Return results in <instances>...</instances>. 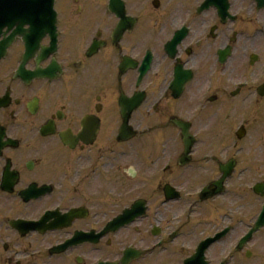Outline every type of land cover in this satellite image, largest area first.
Here are the masks:
<instances>
[{"label": "flooded vegetation", "instance_id": "af4514ba", "mask_svg": "<svg viewBox=\"0 0 264 264\" xmlns=\"http://www.w3.org/2000/svg\"><path fill=\"white\" fill-rule=\"evenodd\" d=\"M202 1L188 6L186 0H158L155 7L149 2L153 12L161 13L153 26L152 36L158 40L154 42L141 16L131 13L132 0H123V18L108 10V0H65V4L54 0L55 52L47 33L22 68L24 36L6 48L0 56V264H97L117 261L126 248L144 251L129 264H182L194 254L198 237L206 230L198 225L200 220L188 233V238H196L183 239L179 224L168 223L159 202L166 183L180 187L199 172L182 175L173 164L163 170L159 163L179 139L168 121L191 110L207 78L218 72L231 74L229 65L216 64L210 32L214 28L223 39L226 25H218L213 9L198 15ZM34 12L27 10L29 15ZM181 28L188 30L187 35L171 56L170 41ZM3 39L1 35L0 42ZM148 51L152 63L138 79ZM52 66L57 68L54 72L39 74ZM188 74L191 81L174 98L172 85ZM220 82L223 88L224 81ZM136 94L143 96L141 107L127 113L134 129L136 121L158 116L163 103L179 106L173 115L161 114L165 123H156L153 127L158 129L119 142L126 116L120 103L127 107ZM105 120H110V129L104 138ZM163 131L167 133L157 141ZM145 151L147 166L144 160L137 161ZM146 169L149 174L143 177ZM187 189L184 197L195 198ZM27 190L32 198L25 202ZM136 199L146 200L145 216L97 238ZM238 202L248 211L257 207L256 201ZM243 214L235 220L241 221ZM14 221L30 222L32 229L25 233ZM227 238L232 236L226 234ZM212 247L206 251L207 264H216L211 258L223 250Z\"/></svg>", "mask_w": 264, "mask_h": 264}, {"label": "rangeland", "instance_id": "374dc122", "mask_svg": "<svg viewBox=\"0 0 264 264\" xmlns=\"http://www.w3.org/2000/svg\"><path fill=\"white\" fill-rule=\"evenodd\" d=\"M152 1L153 0H132L131 13L133 15L141 16L146 32H148L151 35L152 40L154 42H157L158 40L152 36V32H153L154 23L161 17V13L152 11V9L149 6V2ZM160 1H163L165 3L170 0H160ZM186 2L188 3V6H192L196 4L197 0H186ZM232 2L234 4L232 9L233 12H238V10L240 11L242 10L240 14L241 16L239 17L240 22L234 25L233 27L235 28V30L242 29V32L244 31V35H241L240 39L238 40V43L234 48L233 56L230 61L233 69L230 76V79H232L231 88L237 82L247 81V82H252V84H256V83L258 84L264 82V39L262 38L259 32H255L257 30H253L256 29L255 25L251 24L250 21L248 22L247 18L250 15L247 14V10L250 9V2L249 0L243 2L242 0H235V1L232 0ZM64 4H65V0H64ZM142 4H145L146 6L144 7L142 6ZM70 9H72V6ZM262 16L264 17V14ZM243 17H247V18H243ZM254 36H258V37L254 38ZM252 53L257 54L259 56V59L254 63V65L249 66L248 57ZM98 68H100L102 73H104L101 66H98ZM216 86L220 87L221 82L217 83ZM203 87H201L200 90L203 91ZM227 90H230V88H227ZM215 97L216 99H218L217 103L213 106H211V104H207V109H206V111H208L211 115L214 116L212 121H210L209 123V125L211 124L210 126L212 128L211 129L212 134L214 132V137H212L213 140L211 139V137H209V139L210 141H213V143L216 145L215 147H213V149H211L214 150L212 152L215 154L217 150H225L227 146L231 145L235 141L234 131L244 123L247 134L242 144H247L250 147L248 150H251L250 152H248V155L245 156L244 160H246V162L250 164L254 163L251 173H249V176L245 178L246 180L244 182L246 183V185L249 186L252 182L254 183L260 181V179L263 180L264 179V100L262 103L259 102L255 104V102L253 103V100L255 98L252 97L246 103H244L239 98L228 99V97H226L224 93H219L218 91L216 92ZM186 102L187 99L183 100L184 107L187 106ZM178 106L179 103L177 104L163 103L159 107L160 111L158 116L152 115V118L140 120V121H144L143 129L153 127L155 123H159V122L165 123V119L162 117L161 114L163 112H166L167 115H173L174 112H176L175 110L177 109ZM137 118L139 119L141 117L137 116ZM109 129H110V120H105V126L103 130L104 138L107 136ZM167 130L170 131L169 129ZM165 133L167 132L166 131L161 132L157 141L161 137H163ZM137 149L135 150V153L137 154V156H139L140 153L137 152ZM154 153H156V150ZM209 154L214 155L211 152H209ZM146 157L147 155L145 151L144 156L138 157L137 161L144 160L145 165L147 166L148 159H146ZM163 162L164 161H160L159 163L160 167L163 165ZM136 165H135L136 167L139 166L138 163H136ZM148 171L149 170H147V172L143 175V177L148 176L149 174ZM252 198L253 200L255 199L254 196H252ZM234 200L232 199L230 201V208H235L240 205L238 200L235 202ZM253 200L250 199L248 196L246 198V202H247L246 204H248V202L252 204ZM215 206H217V204H214V207ZM258 206H259V202H257V207L252 213V215H254L257 212ZM209 207L210 209L212 208V206ZM245 207H243V210L245 209ZM180 211L181 208H179L176 214H179ZM237 213H241V212L237 211Z\"/></svg>", "mask_w": 264, "mask_h": 264}, {"label": "bare ground", "instance_id": "6f19581e", "mask_svg": "<svg viewBox=\"0 0 264 264\" xmlns=\"http://www.w3.org/2000/svg\"><path fill=\"white\" fill-rule=\"evenodd\" d=\"M0 18L8 19L10 22H15V20L13 19L11 15H6L4 13H0Z\"/></svg>", "mask_w": 264, "mask_h": 264}, {"label": "water", "instance_id": "95a60500", "mask_svg": "<svg viewBox=\"0 0 264 264\" xmlns=\"http://www.w3.org/2000/svg\"><path fill=\"white\" fill-rule=\"evenodd\" d=\"M186 145L188 146V143L186 142Z\"/></svg>", "mask_w": 264, "mask_h": 264}]
</instances>
